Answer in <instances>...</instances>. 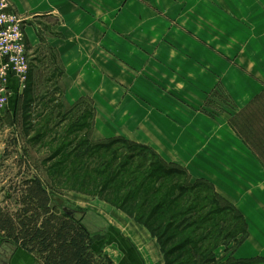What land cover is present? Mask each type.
<instances>
[{
    "label": "crops",
    "instance_id": "0c3cea01",
    "mask_svg": "<svg viewBox=\"0 0 264 264\" xmlns=\"http://www.w3.org/2000/svg\"><path fill=\"white\" fill-rule=\"evenodd\" d=\"M7 1L22 20L29 65L9 111H20L25 94L65 107L89 101L90 141L145 145L190 183H210L246 224L231 257L264 258V164L231 122L264 91V0ZM79 197L76 206L105 223L94 246L112 264H163L144 226ZM34 257L18 249L14 264Z\"/></svg>",
    "mask_w": 264,
    "mask_h": 264
},
{
    "label": "trees",
    "instance_id": "16d2710c",
    "mask_svg": "<svg viewBox=\"0 0 264 264\" xmlns=\"http://www.w3.org/2000/svg\"><path fill=\"white\" fill-rule=\"evenodd\" d=\"M30 99L26 94L22 98L20 110L26 112L25 117L33 102ZM89 109L87 117L81 114L65 135L77 128L90 131L93 112ZM67 119L66 113L60 123ZM231 122L264 164V91ZM60 134L51 143L64 140ZM67 147L71 151L62 160L67 165L62 175H74L79 183L75 190L81 195L104 201L144 226L159 244L163 264H264L263 257H231L247 236L246 224L207 181L190 183L183 168L166 164L151 148L122 138L92 142L87 134L72 147L70 142H61L55 151ZM58 201L39 177L25 180L17 211L0 209V240L34 254L41 264H112L94 246L98 231L86 222L87 212L73 206V213L67 214ZM220 246L224 254L217 258L215 250Z\"/></svg>",
    "mask_w": 264,
    "mask_h": 264
},
{
    "label": "rangeland",
    "instance_id": "374dc122",
    "mask_svg": "<svg viewBox=\"0 0 264 264\" xmlns=\"http://www.w3.org/2000/svg\"><path fill=\"white\" fill-rule=\"evenodd\" d=\"M12 96L13 93L9 95L8 101ZM31 104L27 117L23 110L10 112L8 102L0 109V209L15 213L19 208L17 202L23 182L34 176L41 179L54 198L76 206L81 196V193L75 190L79 189L77 187L79 183L73 180L74 175L66 177L62 175L63 168L67 167L62 160L66 158L71 148L67 147L57 152L55 150L61 142H70L72 147L86 138L87 134L89 137V131L83 128H77L80 130L78 134L76 133L78 130L74 129L68 136L65 135V131L81 114L87 117L86 114L90 110L89 107L92 109V105L89 101H84L79 107L68 110L69 107L61 108L60 101L52 95H46L41 99L37 97ZM66 113L68 119L60 123L61 117ZM59 133L64 140L51 143L52 137L58 136ZM87 160L88 157L84 159ZM53 165L58 168L52 169ZM86 222L92 231L105 227L104 221L93 213H87ZM103 234L101 231L95 233L94 237L99 239ZM220 247L222 252L215 250L217 258L220 257V253L224 254V247ZM34 258L35 264H41L36 256Z\"/></svg>",
    "mask_w": 264,
    "mask_h": 264
},
{
    "label": "built area",
    "instance_id": "2783aa9c",
    "mask_svg": "<svg viewBox=\"0 0 264 264\" xmlns=\"http://www.w3.org/2000/svg\"><path fill=\"white\" fill-rule=\"evenodd\" d=\"M28 70L22 20L11 11L7 0H0V109L12 93L8 87L9 76L17 80V91L22 90Z\"/></svg>",
    "mask_w": 264,
    "mask_h": 264
},
{
    "label": "flooded vegetation",
    "instance_id": "af4514ba",
    "mask_svg": "<svg viewBox=\"0 0 264 264\" xmlns=\"http://www.w3.org/2000/svg\"><path fill=\"white\" fill-rule=\"evenodd\" d=\"M17 250L0 240V264H14L13 256L16 255Z\"/></svg>",
    "mask_w": 264,
    "mask_h": 264
},
{
    "label": "water",
    "instance_id": "95a60500",
    "mask_svg": "<svg viewBox=\"0 0 264 264\" xmlns=\"http://www.w3.org/2000/svg\"><path fill=\"white\" fill-rule=\"evenodd\" d=\"M15 82H16V85H15L14 89L12 88V90H11L13 92V96L16 95V92H17V89H18V83H17L16 79H15ZM58 203H59V205H64L63 206V211L65 213H67V214H72L73 213V211H74L73 205L69 204L66 201H61V200H59Z\"/></svg>",
    "mask_w": 264,
    "mask_h": 264
}]
</instances>
